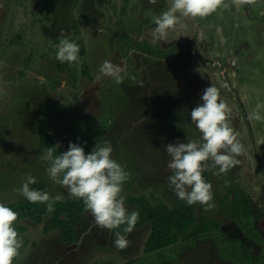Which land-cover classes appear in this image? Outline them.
I'll list each match as a JSON object with an SVG mask.
<instances>
[{"label": "rangeland", "instance_id": "1", "mask_svg": "<svg viewBox=\"0 0 264 264\" xmlns=\"http://www.w3.org/2000/svg\"><path fill=\"white\" fill-rule=\"evenodd\" d=\"M170 3L0 0V203L25 200L17 189L26 174L52 197L78 200L48 179L38 140L52 133L67 150L82 131L101 127L96 143L110 142L129 173V211V197L177 207L162 145L197 138L188 112L211 84L232 109L229 124L245 151L227 176L203 173L214 207L197 204L195 216L206 233L147 253L146 224L121 250L113 230L84 210L73 241L63 243L45 229L54 217L47 212L41 223L15 222L23 246L13 264H264V123L248 118L264 101V0H223L204 18L181 17L154 44L152 17ZM61 32L80 45L72 66L55 56ZM106 60L122 66V83L101 77Z\"/></svg>", "mask_w": 264, "mask_h": 264}, {"label": "clouds", "instance_id": "2", "mask_svg": "<svg viewBox=\"0 0 264 264\" xmlns=\"http://www.w3.org/2000/svg\"><path fill=\"white\" fill-rule=\"evenodd\" d=\"M159 0H148L157 4ZM223 0H171L167 10L154 14L152 23L153 43L166 39L169 31L174 30L183 18H204L217 11ZM80 45L61 32L57 45L56 59L70 66L78 63ZM123 68L120 64L106 60L100 66L101 77L122 83ZM43 77L41 78V83ZM232 109L221 98L220 90L209 85L199 94V102L188 112L189 120L194 125L197 138L177 140L162 145L169 156L167 168L171 175L168 185L179 200L187 205L199 204L210 209L214 207L213 190L203 173L211 172L214 176L227 174L240 164L239 157L244 153V145L238 134L230 126ZM264 123V101L258 102L249 117ZM86 144V142H84ZM56 143L46 148L41 160L47 164L45 173L54 184L67 190L68 194L82 200L85 209L92 216L96 226L112 231L123 227V234L115 232L114 246L124 249L128 246L127 234L131 233L139 218L138 210L129 211L122 194L123 186L129 179V173L112 156L114 151L108 141L95 143L88 151L81 143L69 142L66 151H60ZM35 176L26 174L17 191L29 202L46 205V211H55L54 205L61 196H50L47 191L31 187L36 184ZM228 181L225 180V186ZM18 213L0 203V264H13L23 246V240L15 228Z\"/></svg>", "mask_w": 264, "mask_h": 264}, {"label": "trees", "instance_id": "3", "mask_svg": "<svg viewBox=\"0 0 264 264\" xmlns=\"http://www.w3.org/2000/svg\"><path fill=\"white\" fill-rule=\"evenodd\" d=\"M105 130V128L99 127L82 131L80 143L85 147L86 152L94 146L97 139L104 134ZM56 143V136L54 134H42L38 140V151L41 153L45 152L46 148ZM60 151L66 150L60 147L54 154L58 155ZM203 176L207 180V175L204 174ZM31 187L48 192L46 185L42 182L37 181ZM128 201L136 207L133 210H138L140 214L135 228L140 229L146 224L150 226V232L144 248L147 253L167 248L179 241L197 238L207 231L206 225L204 223L199 225L196 220L197 204L189 206L183 200H180L177 207L169 208L166 204L153 205L140 197H129ZM8 207L18 213V219H29L36 223H41L43 215L47 213L45 204L29 203L26 199L17 204H10ZM54 207V217L45 229L47 231L58 230L60 241L71 243L74 239V228L78 223L80 215L86 210L85 206L80 199H67L65 201H58ZM123 227L114 229L113 232L123 234Z\"/></svg>", "mask_w": 264, "mask_h": 264}]
</instances>
